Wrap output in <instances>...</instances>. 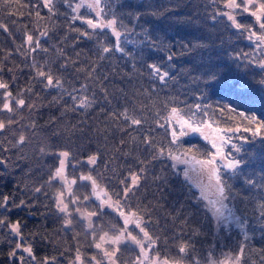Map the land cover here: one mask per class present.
Listing matches in <instances>:
<instances>
[{
    "label": "trees",
    "instance_id": "obj_1",
    "mask_svg": "<svg viewBox=\"0 0 264 264\" xmlns=\"http://www.w3.org/2000/svg\"><path fill=\"white\" fill-rule=\"evenodd\" d=\"M260 1L244 11L243 4L226 8L225 0H112L121 45L131 53L124 55L101 51L116 42L109 29L92 30L73 19L95 18L91 9L73 12L69 3L75 7L77 0H53L52 11L44 0H0V83L8 86L0 89V122L6 125L0 129V205L8 198L7 208L0 207L5 222L0 224V264H109L95 243L105 232L117 234L123 221L114 210L97 207L92 184L81 181V175L96 179L125 212L139 211L142 226L156 241L150 253L166 262L205 264L230 254L239 257L237 264H264V130L253 137L238 115L264 122V67L259 64L264 55L256 53L250 31L236 29L219 14L231 12L238 23L260 34L264 18L257 22L251 15ZM150 62L163 65L172 79L163 83L153 77ZM39 71L58 79L59 86H46ZM210 71L216 80L208 81ZM72 97H87L92 104L79 108ZM19 99L25 103L18 105ZM6 102L12 111L3 108ZM221 105L235 111L221 112ZM172 107L189 116L191 108L195 120L224 131L240 129L229 132L232 143L225 153L243 163L235 171L219 168L231 189L226 188L227 204L241 228L217 226L198 190L179 166H172L169 150L176 154L192 148L190 154L201 159L209 151L196 136L171 142ZM133 119L140 123L132 124ZM61 152L69 153L66 179L53 180ZM93 155L97 162L89 165ZM131 176L138 177L133 185ZM71 180L75 183L66 191L64 184ZM126 187L131 191L125 198ZM60 192L66 212L56 206ZM21 201L24 206L17 207ZM90 212H97L91 228L80 215ZM17 223L14 233L11 226ZM128 230L139 236L134 226ZM106 250L115 253L110 264H136L138 249L130 241L107 244Z\"/></svg>",
    "mask_w": 264,
    "mask_h": 264
},
{
    "label": "snow or ice",
    "instance_id": "obj_2",
    "mask_svg": "<svg viewBox=\"0 0 264 264\" xmlns=\"http://www.w3.org/2000/svg\"><path fill=\"white\" fill-rule=\"evenodd\" d=\"M111 2L112 0H108V3H104V0H80L79 3L75 5V7H72V5L69 3V7L72 8L73 12H78L81 8H88L91 10H95V14L97 19L93 20L91 18L82 17V16H73V19H79L82 23L86 24L89 29L97 30V29H111L112 34L115 37V44L112 48L108 46H103L101 51L104 53H109L111 51H118L124 55H131V53H128L124 47L121 45V37L122 33L118 30V20L114 13L111 12ZM65 3H68V0H65ZM254 0H240V3H237V0H225V7L230 10H236L241 7V5H244L243 10L248 11L249 5H253ZM44 7L48 8L49 11L53 10V0H44ZM105 9H108V12L105 13ZM104 14L111 15L112 18L108 20H104L102 17ZM155 15L156 13H152ZM222 16H227V19L231 21L232 25L239 30L242 31H250V35L248 36V39L252 40L255 39L256 41V47L260 49H264V32L257 34L254 31H251L248 29L245 25H242L237 22L235 16L231 14V12H225V13H219ZM251 15L256 18L257 22H260L262 18H264V3H260L258 5L257 11H252ZM136 18H139V14H136ZM215 17H213L214 19ZM122 26V25H121ZM260 29L264 30V22H260ZM78 31V30H77ZM127 32H131V29H127ZM42 35H47V33H43ZM82 35L88 36V32H83ZM147 37V34H146ZM27 40L29 43L33 42V37L28 36ZM148 43L154 48L159 49V45L156 44L154 41L151 40L150 37H147ZM38 46V42H37ZM198 47H204L203 45H197ZM181 47L187 48L186 45H181ZM240 55V54H237ZM246 55V54H245ZM173 55L170 54L167 56V60L171 62L173 59ZM259 64L261 67H264V60L259 61ZM147 67L151 70V75L158 79L159 81L166 83L167 80L172 79L170 72L164 68L163 65L157 64L154 62L148 63ZM39 77H43L47 80L48 87L51 86H59L60 81L57 79L54 82L53 77L50 74L45 73L44 71H39L37 73ZM208 81H214L217 79V74L214 71H210L206 74ZM264 83V81H262ZM7 84L0 83V89H7ZM9 99H12L9 94ZM74 101H78L79 108H87L90 107L92 104V100L88 99L87 97L84 98H78V97H72ZM55 99V98H54ZM18 105H23L25 102L23 99H19L16 101ZM197 110L201 109V105L197 104L194 106ZM3 108L12 111V108L10 107L9 103H4ZM225 109L229 111H235V109L232 107V105H221L220 111L224 112ZM73 110H76V105L74 104ZM67 111V109H66ZM189 112H191V115H181L182 110L176 107L171 108V114L174 117V119L171 121V124L173 127H171V137H172V143L179 144L181 137L188 136L190 134H200L203 136L205 140H210L211 138L205 134L207 129L211 128V124H209L207 121H197L194 119L195 112L191 111V108L188 109ZM244 121H246L249 125V127L244 128L245 132L251 131L253 133V137L256 135H260L262 133V130H264V122H261L257 119L256 116H245L244 113H238ZM132 124H139V120L133 119L131 121ZM6 125L3 122H0V129H4ZM217 131H220L217 129ZM228 132L233 131H240L239 128L235 129H227ZM221 143L218 144L215 139H211L212 148L215 149V152L209 154H205L208 158L205 159H195V157H192L191 159H182L181 156L174 154L171 150L167 152V155L170 159L175 161V163L172 165L173 167L176 166V163H195L196 165L200 166V170L202 173H206L208 176L209 183L214 185L216 189V199L212 201L213 206V215L218 223L223 224L227 226V224L230 221H235L236 223H240V220L238 217H236V214L228 208L225 201L228 199V196L226 195V188L230 192V186L227 185V182L223 179L221 175V169L217 167V160L226 161L223 165L225 169L235 171L238 169V167L243 163V161L239 159L232 158V153L229 152L227 155H225L223 150V144L228 143L231 144V139L228 138L225 140L223 137L220 138ZM242 139H247V137H243ZM24 140V137H20V141L22 142ZM145 143H148V141H145ZM233 148H235V151L238 153L241 151V147H237L236 145H232ZM44 149H41V152L43 153ZM193 151L192 148L185 150V156H187L188 153H191ZM160 155L165 154V149L161 148L159 150ZM69 156L68 152H61L59 153V163L60 166L55 170L54 175L51 177V179H61L64 180V169L66 166V160ZM97 162L96 156H90L87 160V163L89 165H95ZM187 174V173H185ZM227 174V173H225ZM230 178V177H229ZM81 181H90L92 184L93 194L96 196L98 200H100V203L97 205V207L101 210L104 209L105 206L108 208L113 209L120 218L123 219V225L124 227L120 230L119 235H116L115 237L108 238V233L105 232L103 235L99 236V242L95 243V247L97 249H101L103 247V243L106 241V238H108V242L111 244H119L120 242L124 240H130L131 242L140 245L141 252L145 259H147V252L144 250V244L141 240H138L136 236L132 235V233L128 230L129 226H134L135 228H138L141 233H143L144 238L148 241V246L151 247L153 244L156 243L155 240L152 239V237L149 236L148 232L145 231V228L142 226L143 221L141 219L139 211H131L125 212L123 207H121L120 200H116L115 202H110L111 198L108 199L102 198L103 189H99V186L97 184L96 179H94L91 175H81L79 177ZM138 177H133V183L137 181ZM247 183H251V181H246ZM71 183H75V181H71ZM36 192H40V189H35ZM69 191H71V188H69ZM131 191L130 188L126 187L124 190V197L126 198L128 193ZM106 195V193L104 194ZM63 196L64 193L60 192L57 195V203L56 206L61 212H66L68 206L63 203ZM85 199H88V197H85ZM4 204L0 205V207L7 208L8 206V198H4ZM75 202V201H74ZM25 202L21 201L20 205H17V207L24 206ZM225 212L228 214L225 215ZM103 214L102 211L100 213ZM97 212H90L87 214V217L89 219V228L92 227L91 224V217L96 216ZM5 223L3 220H0V224ZM66 224H71L70 220L65 221ZM11 231L14 233L19 232V224L11 226ZM21 245H17V248H20ZM185 249L183 247L180 248V251L183 252ZM24 251H27L31 253L30 248H25ZM115 253L109 254L105 253V255H114ZM11 255H15V252L11 253ZM79 259V257H77ZM237 260L239 257L236 258ZM141 264H143V261H141Z\"/></svg>",
    "mask_w": 264,
    "mask_h": 264
},
{
    "label": "rangeland",
    "instance_id": "obj_3",
    "mask_svg": "<svg viewBox=\"0 0 264 264\" xmlns=\"http://www.w3.org/2000/svg\"><path fill=\"white\" fill-rule=\"evenodd\" d=\"M79 2H80V0H77V2L75 4H77ZM89 2H90V0H89ZM262 2H264V0H261L259 3H262ZM85 9H88V8H85ZM255 11H257V10H255ZM92 12L95 13V10H92ZM91 19H93V18L91 17ZM96 19H97V17H96V14H95V18L93 20H96ZM103 19L105 21L108 20V19H105V18H103ZM109 31L112 34V30L109 29ZM255 51H256L257 54H263L264 55V49L257 48L256 44H255ZM217 129H219L220 131H217ZM205 134L208 135L211 139H215L216 142L218 144H220L221 143V139L220 138L223 137L225 140H227L229 132L224 131L223 129H221L219 127H215V126L211 125V128L207 129ZM192 136H196V137L200 138L201 140H203L207 144V147L209 148V151H208L209 155L211 153L215 152V149L212 148L211 139L210 140H205L203 138V136L200 135V134H190V135H188L186 137H192ZM226 144L227 143H224L222 145L224 153H225V149H226L225 148ZM176 155L181 156L182 159H191L192 157H195V156L191 155L190 153H188L187 156H185V152L176 153ZM225 155H226V153H225ZM195 159L199 160L201 158L195 157ZM172 162H173V164L175 163V161H173V160H172ZM225 162L226 161H221V160L218 159L217 160V167L222 168ZM59 166H60V163H59L58 167ZM176 166L180 167L183 176L185 178H187L195 186V188L198 190L199 195L205 201L209 211L213 215V206H212L211 202L216 199V194H215L216 193V189H215L214 185L209 183L207 174L206 173H202L201 170H200V166L196 165L195 163H176ZM185 173H187V174H185ZM133 177L134 176L130 177V185L134 184L133 183ZM71 181H73V180H71ZM71 181L70 182H66L64 184V188L66 189V191H69L70 185L72 184ZM99 189H103V188H101L99 186L98 190ZM105 193H106V191L103 189L102 198L108 199L110 196L107 193H106V195H104ZM92 196L96 200H98L96 198V196L93 194V191H92ZM98 202L100 203V200H98ZM110 202H115V201L111 198ZM225 203L227 204V201H225ZM227 206H228V208H230L235 213V211L228 204H227ZM105 208H108V207L105 206ZM109 209H111V208H109ZM87 214L88 213H82L80 215L84 219V221L88 223L89 219L87 217ZM227 214L228 213L225 212V215H227ZM213 217H214V215H213ZM236 217H238L237 214H236ZM214 220H215V223H216L217 226L223 225V224L218 223L217 220L215 219V217H214ZM122 221H123V219H122ZM229 225L241 228V224L240 223H236L235 221H230L227 224V226H229ZM129 227H131V226H129ZM137 231L139 232V236H138L139 238L137 237V239L141 240L142 243L144 244V250L147 252V259L144 258L143 254L141 252L140 245L135 244V243L131 242L130 240H124V241H130L138 249V257H137L136 264H141V261H143V264H180V263H176V262H166L163 259L158 258L156 255L151 254L150 250H151L152 246L151 247L148 246V241L144 238L143 233H141L138 228H136V232ZM119 233H120V231L117 234L113 235V236H108V238L115 237L116 235H119ZM108 238H106V241L103 243V247L101 248V250L103 251L104 256H106L105 257L106 262L110 264V262L112 260V255H110V256L109 255H105L106 252L109 253V254H112L110 251L106 250V245L107 244H109V245L111 244L110 242H108ZM111 245L116 246V244H111ZM205 264H237V261L232 255L225 254V256H222L221 258H210Z\"/></svg>",
    "mask_w": 264,
    "mask_h": 264
}]
</instances>
